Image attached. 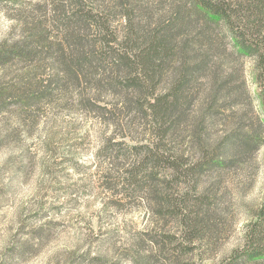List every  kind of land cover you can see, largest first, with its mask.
I'll return each instance as SVG.
<instances>
[{
	"label": "rangeland",
	"instance_id": "374dc122",
	"mask_svg": "<svg viewBox=\"0 0 264 264\" xmlns=\"http://www.w3.org/2000/svg\"><path fill=\"white\" fill-rule=\"evenodd\" d=\"M190 10L189 0H0V44L25 47L0 64V264L229 262L264 195V113L253 57ZM153 40L167 45L142 65ZM249 130L261 141L234 145ZM216 144L224 164L199 167Z\"/></svg>",
	"mask_w": 264,
	"mask_h": 264
},
{
	"label": "trees",
	"instance_id": "16d2710c",
	"mask_svg": "<svg viewBox=\"0 0 264 264\" xmlns=\"http://www.w3.org/2000/svg\"><path fill=\"white\" fill-rule=\"evenodd\" d=\"M189 5L192 13L202 20L204 30L210 33L208 30L210 26H224L235 52L241 56L253 57L252 78L256 87L257 99L264 113V0H189ZM178 20L183 25L184 18H178ZM165 39L167 40V38ZM162 44L167 45L163 40H159V42L153 40V42L150 41L149 44L144 46V48H147H143L144 50L139 51V54H137L140 57V64L147 65L150 62V53H153ZM24 48L19 43L7 44L2 42L0 44V64L9 59V57L24 55L22 54ZM201 68L202 66H196L191 71H199ZM186 83L187 76L182 73L175 85L166 93L165 99H168L167 102L161 103L162 105L159 106L163 111L164 108L170 109L176 105V101L179 99L182 88ZM150 93L153 97L152 91ZM165 99L163 101H166ZM150 105L153 108L157 105L156 97L150 101ZM257 121L259 127L263 130L264 117L257 116ZM201 131L194 128L191 133L192 139L197 138L200 142L203 139ZM262 138L261 131L249 130L246 133V137L240 140V143H236V138H233V143L234 145L243 143L244 146L255 147ZM225 147L221 146V144H216L197 165L201 168L212 164L223 165L225 162L223 156L225 149L223 148ZM203 149H205V146H203ZM159 160V163H162L164 168L170 166L177 169L183 166V162L177 158L161 156ZM241 261H264V195L259 205L246 221L243 240L239 246L232 250L227 264H239Z\"/></svg>",
	"mask_w": 264,
	"mask_h": 264
}]
</instances>
